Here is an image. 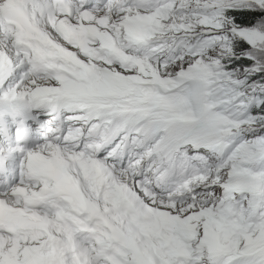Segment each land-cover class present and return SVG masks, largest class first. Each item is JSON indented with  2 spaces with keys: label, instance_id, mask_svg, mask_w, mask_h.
<instances>
[{
  "label": "snow or ice",
  "instance_id": "obj_1",
  "mask_svg": "<svg viewBox=\"0 0 264 264\" xmlns=\"http://www.w3.org/2000/svg\"><path fill=\"white\" fill-rule=\"evenodd\" d=\"M0 264H264V0H0Z\"/></svg>",
  "mask_w": 264,
  "mask_h": 264
}]
</instances>
